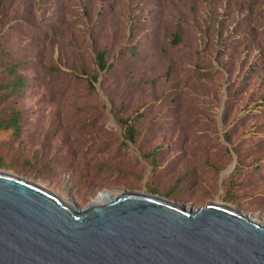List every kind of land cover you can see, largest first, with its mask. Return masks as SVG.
<instances>
[{"label":"rangeland","instance_id":"rangeland-1","mask_svg":"<svg viewBox=\"0 0 264 264\" xmlns=\"http://www.w3.org/2000/svg\"><path fill=\"white\" fill-rule=\"evenodd\" d=\"M0 44L24 79L1 172L79 207L149 194L264 227V0H0Z\"/></svg>","mask_w":264,"mask_h":264},{"label":"water","instance_id":"water-1","mask_svg":"<svg viewBox=\"0 0 264 264\" xmlns=\"http://www.w3.org/2000/svg\"><path fill=\"white\" fill-rule=\"evenodd\" d=\"M95 198L79 207L0 171V264H264V227L228 206Z\"/></svg>","mask_w":264,"mask_h":264},{"label":"trees","instance_id":"trees-1","mask_svg":"<svg viewBox=\"0 0 264 264\" xmlns=\"http://www.w3.org/2000/svg\"><path fill=\"white\" fill-rule=\"evenodd\" d=\"M97 63L101 71L107 69L105 51L97 53ZM18 68H21V65L11 62L8 50L4 49L3 45L0 44V129H10L15 134H18L20 131L22 121L24 120L22 112L11 102V98L24 86L23 77L17 73ZM93 80H96V78L93 77ZM87 85L90 89H93L92 80H87ZM226 103L227 101H225ZM115 118L123 128L124 138L134 143L139 135L135 119L125 118L120 115H116ZM154 164L156 165V163ZM0 166H2L1 163Z\"/></svg>","mask_w":264,"mask_h":264},{"label":"bare ground","instance_id":"bare-ground-1","mask_svg":"<svg viewBox=\"0 0 264 264\" xmlns=\"http://www.w3.org/2000/svg\"><path fill=\"white\" fill-rule=\"evenodd\" d=\"M108 193L107 192H103V194H99L98 196H96L95 200L93 201V204H102L105 202V196H107ZM110 196V195H108ZM68 203V202H67ZM249 218L252 220H256L255 216H251L249 215Z\"/></svg>","mask_w":264,"mask_h":264}]
</instances>
